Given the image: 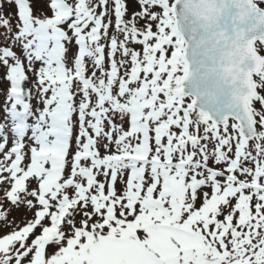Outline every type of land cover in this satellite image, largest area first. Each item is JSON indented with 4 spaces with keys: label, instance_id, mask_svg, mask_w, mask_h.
<instances>
[{
    "label": "snow or ice",
    "instance_id": "snow-or-ice-1",
    "mask_svg": "<svg viewBox=\"0 0 264 264\" xmlns=\"http://www.w3.org/2000/svg\"><path fill=\"white\" fill-rule=\"evenodd\" d=\"M0 264H264V0H0Z\"/></svg>",
    "mask_w": 264,
    "mask_h": 264
}]
</instances>
